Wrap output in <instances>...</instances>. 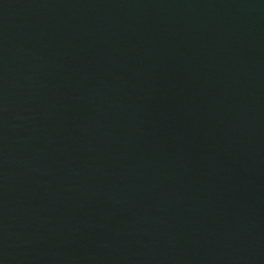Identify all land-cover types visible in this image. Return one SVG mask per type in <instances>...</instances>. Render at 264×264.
I'll list each match as a JSON object with an SVG mask.
<instances>
[{
    "label": "water",
    "instance_id": "95a60500",
    "mask_svg": "<svg viewBox=\"0 0 264 264\" xmlns=\"http://www.w3.org/2000/svg\"><path fill=\"white\" fill-rule=\"evenodd\" d=\"M0 264H264V0H0Z\"/></svg>",
    "mask_w": 264,
    "mask_h": 264
}]
</instances>
